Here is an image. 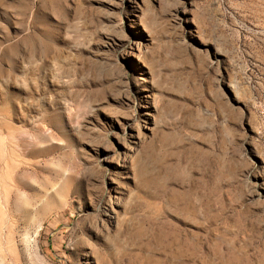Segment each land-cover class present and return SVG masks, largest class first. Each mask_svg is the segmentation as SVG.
Masks as SVG:
<instances>
[{"label":"rangeland","instance_id":"1","mask_svg":"<svg viewBox=\"0 0 264 264\" xmlns=\"http://www.w3.org/2000/svg\"><path fill=\"white\" fill-rule=\"evenodd\" d=\"M0 264H264V0H0Z\"/></svg>","mask_w":264,"mask_h":264}]
</instances>
